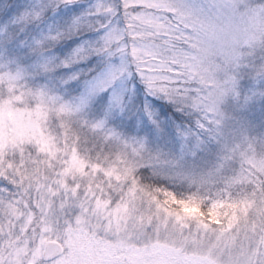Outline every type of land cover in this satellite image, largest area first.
<instances>
[{
  "label": "snow or ice",
  "instance_id": "snow-or-ice-1",
  "mask_svg": "<svg viewBox=\"0 0 264 264\" xmlns=\"http://www.w3.org/2000/svg\"><path fill=\"white\" fill-rule=\"evenodd\" d=\"M49 16V30L29 40V26ZM261 29L264 0L0 4V104L44 108L57 142L63 130H77L91 140L101 165L95 175L66 177L35 141L0 148V264H141L117 257L137 238L145 264H193L184 256L189 251L200 254L194 264H264V133L241 132L223 144L213 167L196 172L153 151L146 138L108 126L117 114L138 110L131 90L114 89L118 80L138 76L149 94L192 114L199 130L216 137L225 99H240L241 76L264 77V48L258 53L244 43ZM59 42L68 49L64 55H45ZM30 55L38 57L33 64L26 62ZM60 68L68 71L53 86L34 82ZM71 82L84 86L71 100L54 90ZM104 92L103 116L93 118L89 110ZM149 169L186 189L148 182ZM154 240L171 246L168 258L151 255Z\"/></svg>",
  "mask_w": 264,
  "mask_h": 264
},
{
  "label": "rangeland",
  "instance_id": "rangeland-1",
  "mask_svg": "<svg viewBox=\"0 0 264 264\" xmlns=\"http://www.w3.org/2000/svg\"><path fill=\"white\" fill-rule=\"evenodd\" d=\"M5 2L6 0H0V4ZM32 2L39 4L40 0H32ZM51 23L49 16L43 23L29 26L27 38L29 40L38 38L49 30ZM67 51L64 43L59 42L45 55L62 56ZM37 59L38 57L35 55H30L26 62L33 64ZM95 60L94 57L89 63H93ZM118 62L119 57L113 60V63ZM80 67L85 66L81 65ZM67 71V69L60 68L52 73H41L34 82L38 85L53 86L54 81L65 76ZM83 87L81 82H71L67 88L60 87L54 90L66 100H71L82 91ZM114 89L125 92L131 90V100L138 110L134 111L131 117H120L117 114L108 121V126L115 127L127 136L146 138L153 151L162 153L169 160L179 161L186 170L202 172L213 167L222 154L223 144L233 142L241 132L251 136L264 133V77L254 73H245L241 76L238 88L239 100L229 96L222 104L224 120L216 137L208 136L199 130L195 122L196 117L192 114L179 110L174 103L166 98L149 94L138 76L118 80ZM112 90L109 89V92ZM109 92L101 93L94 99L89 110L91 117L101 118L103 116L102 109L107 103ZM245 96L251 97L246 103L243 99ZM146 107L153 113V119L158 120L159 127L153 123V119L149 118L148 111L145 110ZM168 108L172 111H168ZM47 120L48 112L44 108L31 110L0 104V148L13 141H35L57 162L59 170L66 177L88 175L89 170L92 175H95L101 165L96 161L97 153L91 140H86L82 133L69 127L61 132L59 142H57L56 136L50 132L46 124ZM133 120L134 126L131 124ZM188 128L192 129L194 138H184L180 135L181 130ZM105 174L113 176L114 179H120L119 173H115L114 170H105ZM246 190L241 189V191ZM248 206L250 207V204ZM132 235L129 233V238ZM153 244L155 247L152 250V256L161 259L170 256V245L165 244L164 241L155 240ZM144 247L145 245L137 238L136 242L124 246L121 251L126 253V259L145 264ZM199 255L192 251L184 253L185 258L192 261L193 264Z\"/></svg>",
  "mask_w": 264,
  "mask_h": 264
},
{
  "label": "clouds",
  "instance_id": "clouds-1",
  "mask_svg": "<svg viewBox=\"0 0 264 264\" xmlns=\"http://www.w3.org/2000/svg\"><path fill=\"white\" fill-rule=\"evenodd\" d=\"M252 2L257 3V2H259V0H252ZM244 43L248 44L250 46V48L252 46H254L255 49L257 50V52L259 53L261 48H264V29L253 32L250 35L249 39L245 40ZM147 178H148V182H156V181L150 180L149 177H147ZM159 183H161V182H159ZM162 184H164V183H162ZM164 185H166V184H164ZM166 186H168V185H166ZM105 227L107 228V225H105ZM113 227H114L115 231H122V226L117 228L115 225H113ZM125 256H126L125 252H122V251L117 252V257L119 259L125 260L126 259Z\"/></svg>",
  "mask_w": 264,
  "mask_h": 264
},
{
  "label": "trees",
  "instance_id": "trees-1",
  "mask_svg": "<svg viewBox=\"0 0 264 264\" xmlns=\"http://www.w3.org/2000/svg\"><path fill=\"white\" fill-rule=\"evenodd\" d=\"M168 111H172L170 108H168ZM143 171V170H142ZM144 175H146L147 177H149L150 178V180H152V181H156V182H161V183H164V184H166V185H168V186H170V187H174V188H177V189H179V190H181V191H183V190H185L186 189V185H182V184H179V183H172L171 182V178L170 177H167V176H165V175H161V176H159V177H153L152 175H151V170L149 169V170H147L146 172H144Z\"/></svg>",
  "mask_w": 264,
  "mask_h": 264
}]
</instances>
